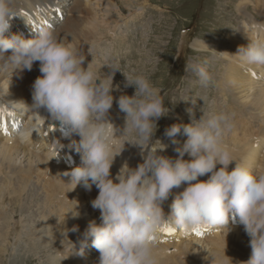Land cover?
<instances>
[{
	"label": "clouds",
	"instance_id": "9594fccd",
	"mask_svg": "<svg viewBox=\"0 0 264 264\" xmlns=\"http://www.w3.org/2000/svg\"><path fill=\"white\" fill-rule=\"evenodd\" d=\"M17 15L14 0H0V60L21 71H31L34 62H40L41 75L32 85V104L26 106L37 113L45 109L53 121L81 137L76 150L82 164L71 171V184H82L87 191L93 185L99 189L91 203L100 210L101 223L89 224L80 249L77 251L73 244L72 253L83 255L90 238L100 253L99 264H158L156 248L165 224L183 232L202 227L215 230L228 228L231 214L251 238V258L242 264H264V174H254L247 165L237 163L224 142L225 135L234 127L235 114H203L196 119L190 109V123L173 124L165 130L171 143L177 145L179 157L173 160L158 155V149L165 145L155 151L148 149L156 121L167 115L169 109L160 90L145 75L125 73L106 63L103 66L107 65L112 73L101 78L90 63L83 66L85 56L60 42L49 28L28 39L23 34L7 37L5 33ZM253 30L264 32V24H255ZM249 37L251 42L240 46L233 55L244 67L264 65V38ZM9 50L11 55L5 59ZM117 70L125 76V87H135L133 95H121L118 99L119 110L125 114L121 136L134 131L136 139L125 141L141 146L142 154L147 150V155L136 168H121L114 180L111 166L122 150L113 151L117 128L108 115L114 101L112 93L119 90V85L113 84ZM192 70L203 86L214 83L206 67L193 65ZM181 133L187 137L182 147L177 140ZM185 153L189 160L183 158ZM233 161L236 166L229 171ZM209 173L207 180L198 179ZM185 183L187 187L176 195L166 217L162 203L174 188ZM78 215L73 213L74 217ZM71 230L78 231V226Z\"/></svg>",
	"mask_w": 264,
	"mask_h": 264
},
{
	"label": "bare ground",
	"instance_id": "6f19581e",
	"mask_svg": "<svg viewBox=\"0 0 264 264\" xmlns=\"http://www.w3.org/2000/svg\"><path fill=\"white\" fill-rule=\"evenodd\" d=\"M23 1H14L17 11L24 13V15L19 20L11 21V27L17 22L26 21L30 18L29 11L24 8L28 6V10H30L33 0ZM109 1H112V6L109 5ZM22 2V6L19 7ZM41 2L45 5L50 4L51 1L41 0ZM79 3L80 6L83 3L90 4L93 6L91 8L98 9V12L92 14L89 9L90 12H87L90 13V16H88L86 24L83 22L68 26V22L70 24L72 22L69 17L75 16L76 12H79V8L72 7V3L67 7L64 6V11H67V21L59 22L61 27L58 40L74 47L81 53L88 52V49L86 50V47L82 45L87 38L89 40L93 35L96 36V40L92 41L94 45L90 44L94 49L105 45L104 40L108 43L111 42L112 39L107 35L105 29L115 31L117 28V24L113 25L115 15H111L113 9L117 12L121 11L116 6L117 0H92L91 2L79 0ZM255 3L254 9L256 11L259 9L264 11V0H256ZM250 4H252V0H243L238 4L237 11L242 14L246 21L242 19L238 23L241 27L235 28L237 33L234 34L236 31L227 32V34L229 33L227 35L229 43L232 46L226 48V52L222 51L221 44L209 47V44L203 40L195 41L192 45L198 51H212L217 60L220 53L227 58V60L224 58L226 61L221 63L220 69L218 68L220 79H218L219 91L217 92L226 99L228 96L233 98L230 103L233 102L234 107L230 106L228 107L230 109L222 112L234 113L235 115L234 127L225 135L224 142L233 151L237 163L247 165L253 173L254 168L258 169L255 174H264V158L262 157L264 155V65L244 67L241 66L238 57L233 55L237 53L240 46H247L251 42L249 36L264 38V32L257 33L253 30L255 24H264V22L254 20L255 16L247 13L246 9ZM117 14L119 13H116V16H118ZM258 14L262 15V11H259ZM36 23L44 22L37 19ZM123 23L125 24L122 19ZM190 38L191 34L182 36L181 43L183 46L181 47L183 48L181 50H184ZM8 56L10 55L5 54V59ZM146 58L148 59V57ZM90 59L92 60V58H88L89 61H91ZM87 65L88 62L85 61L83 66L86 68ZM91 66L97 73H100V77L105 78L106 71H101L98 63ZM13 67L11 63L0 60V137L4 138V142H0V264L6 260L8 262V257H10L11 264H15L14 261L20 264L23 260L27 263L36 261L37 264H99L100 253L92 246V240L86 249L87 252L92 250L91 257L83 258V255L72 253L75 238H82L78 234L80 232L83 234V230L88 229L91 222L100 223L97 221L96 213H93L96 209L91 208V202L98 196L99 189L93 185L91 191H87L82 184L75 187L71 184V171L82 164L81 154L76 150V145L81 137L77 133L69 137L64 136L59 130L60 122L53 121L45 109H40L37 113L26 106L32 104V85L36 78L41 75L40 62H34L31 71L27 69L23 71L20 69L13 70ZM8 105L10 107H7ZM24 111H27V116L19 127L21 120H13V118L16 115H22ZM108 117L112 118L111 115ZM7 118L12 119L9 126L6 121ZM109 120L118 130L115 122ZM6 128H8V133L5 136L2 130ZM119 140V137L115 139L113 151H122L115 156L110 170L114 180L121 168L125 165L129 168H136L143 161V156L147 155V150H144L142 154L141 146L131 142L123 143L119 148ZM168 144L160 145L159 148L164 147V145L165 147L159 150L158 155L175 160L179 157V153ZM151 147L153 151L157 149L153 139L148 150ZM183 158L189 160L190 156L184 154ZM235 166L236 162L233 161L229 165V171L233 170ZM219 167L220 165H217V170ZM65 173H69V175H65ZM209 176L210 173L198 179L207 180ZM186 187L187 184L185 183L179 188H174L168 199L162 203L166 217L171 211V204L176 195ZM28 191L35 196L30 201L26 200L29 195ZM25 200L26 205L33 203L32 206L36 210L33 214H29L30 212L26 211V207H22L20 210L22 214L17 218L16 206L18 207V203ZM75 212L79 213L77 217L73 216ZM37 216L40 219L38 224H36ZM7 219L8 221L5 223ZM233 222L231 221L232 224L228 225V228L225 227L221 230L216 228V232L204 240L195 236L192 230L183 232L171 224H165L173 227L176 234L174 239H170L174 243L167 245L168 248H163L160 239L169 234L160 231L156 254L165 252V255H157L158 264H242V262L248 261L252 254L251 238L245 232L243 225H233ZM32 225H36V228L33 229ZM74 226H78V231L71 230ZM202 232H204V228H202ZM34 233L37 235L34 236ZM53 233L55 236H52ZM57 235L63 239V244L59 248L61 257L55 255L49 246L50 243L57 242ZM171 248H175L172 254L167 251ZM175 251H179V253L176 254Z\"/></svg>",
	"mask_w": 264,
	"mask_h": 264
},
{
	"label": "rangeland",
	"instance_id": "374dc122",
	"mask_svg": "<svg viewBox=\"0 0 264 264\" xmlns=\"http://www.w3.org/2000/svg\"><path fill=\"white\" fill-rule=\"evenodd\" d=\"M50 1V4L47 3L44 5L41 0H33L30 10H28V6L24 8L29 11L30 18L26 20L28 22L24 20L17 22L10 28L8 33H5V35L7 37H11L9 36L10 32L13 28H17L18 26L19 31L17 34H23V36L28 39L34 37L36 34L35 32L44 28H49L54 30L57 38L59 39V29L61 27L59 26V22L67 21V11H64V6L67 7L72 3V7L74 6L79 8V12H76L75 16H68L70 21H72L71 24L68 22V26L83 22L86 24L89 18L88 16H90L89 14L98 12V9H95V11L91 8L93 6L90 4L83 3V5L80 6V3L78 4L79 0ZM91 1L92 0H89V2ZM242 1L243 0H117L116 6L120 8L121 11L117 12L114 9L111 11V15L113 16H116V13L120 14H117L118 16L116 17L114 16L115 22H113V25L117 24V28L115 31L107 30V28L105 29L107 31V35L112 39V43L109 42L112 45L104 40L105 45L94 49L90 44L93 40H96V36L93 35L89 38V40L88 38L85 40L84 44L86 45H82L86 47V50L88 49V52L85 51V54L81 52L79 53L87 57L85 61L91 65L98 63L101 71H106V75L111 74L112 70L107 65H103L110 63L118 66L121 71L125 73L132 75L143 74L147 76L152 85L160 90V95L164 100L165 107H168L169 109L167 115L156 121L157 128L153 135L154 137L152 136L153 142H156L157 149L161 144L167 145L169 142L168 145H171L172 148L176 150L177 145H173L171 143L170 139L165 135V130L173 124L190 123L192 116L188 110L191 109V112L195 114L196 119H199L203 114L207 117L209 114H218L223 110L227 111L230 109L228 108L230 106L234 107L232 105L233 102L230 103L231 100H233L231 96H228L226 99L217 92L219 91V69L227 58L224 54L220 53L218 54L219 57L217 60L212 51L195 50L192 43L203 40L209 44V47L221 44L220 47H222V51L226 52V48L228 49V47L232 46L229 43V37L227 35H229V33H233L234 31H236L234 34L237 33L238 31L236 29L241 27L238 23L242 21L243 16L237 11V7ZM255 1L256 0H252V4L247 7L246 11L248 14H251V16H255L254 20L264 22V11L263 9H259L258 11L254 9L256 7ZM23 2H25V0ZM23 2L19 5V7L22 6ZM108 3L112 6V1H109ZM259 11H262V15L258 14ZM60 12H62V14ZM23 15L24 13L18 12V15L11 21L14 22L21 19ZM37 19L44 23H36ZM83 19L85 20L82 21ZM122 19L125 24H122ZM243 20L246 21V19ZM227 25L229 27H226ZM227 32L229 33L227 34ZM185 34H191V38L185 45L184 50H181L183 48L181 47L183 46L181 38ZM86 42L89 44L87 45ZM91 50L95 51L92 52ZM95 52L98 55H96ZM10 53L11 50L5 54L11 55ZM98 57L99 59L97 60ZM146 57H148V59ZM88 58H92V60L90 59L91 61H89ZM224 58L226 60H224ZM193 65L206 67L209 73L213 76L214 83L208 87L203 86L200 83V79L196 75L195 71L192 70ZM121 71L117 70L113 75V84L119 85V90H114L115 92L113 91L112 93L114 101L108 115L112 116V118H108L113 120L116 126H118L117 133L119 135H123L125 127V114L119 110L118 99L121 95H128L129 93V96H131L135 93L134 86L125 87V76ZM97 74L100 76V73ZM222 105L225 108H223ZM25 117L26 116L16 115L13 120H21V124L19 125L20 127L24 122ZM6 121L9 126V122L12 121V119L7 118ZM2 133L6 136L8 128L3 129ZM121 138L124 140L122 142L123 145L124 142H128L125 140L136 139V133L133 131L127 136H121ZM177 140L179 141V146L182 147L187 140V137L181 133L177 136ZM0 142H4L3 137H0ZM262 157L264 158V155ZM257 170L258 169L254 168V174ZM28 194L29 195L26 197L27 201L35 198L32 192L28 191ZM26 200L19 202L18 207L16 206L17 218H19L22 214L20 212L22 207H26V211L30 212L29 214H33L36 210V208L32 206L33 203L31 205H26ZM91 208H93L92 205ZM96 212H100V210L96 209L95 213ZM39 220L40 219L37 216L36 224H38ZM7 221L8 219L5 223H7ZM231 221L234 220L230 217L229 223H231ZM237 221L238 218H236V222H233V225H238L239 223ZM32 228L35 229L36 225H32ZM36 235L37 234L34 233V236ZM52 236H55V233H53ZM56 240L57 242L55 241L49 244L55 255L59 253V248L63 244V239L58 235L56 236ZM86 249L87 247L85 250ZM83 254L85 253L83 252ZM91 256L92 253L87 257ZM8 258V262L6 260L3 264H11L10 257ZM14 263L18 264L15 261ZM20 264L37 263L36 261L27 263L23 260Z\"/></svg>",
	"mask_w": 264,
	"mask_h": 264
},
{
	"label": "snow or ice",
	"instance_id": "6c2138e0",
	"mask_svg": "<svg viewBox=\"0 0 264 264\" xmlns=\"http://www.w3.org/2000/svg\"><path fill=\"white\" fill-rule=\"evenodd\" d=\"M161 230L163 232H166V233H173V232H175V229L173 227L169 226V225H164ZM196 231H197V234L198 235H202L203 234L198 229Z\"/></svg>",
	"mask_w": 264,
	"mask_h": 264
}]
</instances>
